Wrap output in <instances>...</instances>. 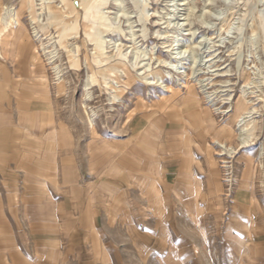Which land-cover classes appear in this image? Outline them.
I'll return each mask as SVG.
<instances>
[{
	"label": "rangeland",
	"instance_id": "obj_1",
	"mask_svg": "<svg viewBox=\"0 0 264 264\" xmlns=\"http://www.w3.org/2000/svg\"><path fill=\"white\" fill-rule=\"evenodd\" d=\"M74 1L0 0V128L9 152L29 146L30 186L37 184L38 157L59 166L56 180L49 179L53 197L88 179L132 183L142 227H161L166 202L151 210L149 198L160 193L167 168L177 167L183 179L175 182L187 181L202 197L188 210L173 201L175 232H158L156 264L259 263L237 235H264V0H99L90 34ZM23 31L30 66L17 74L22 43L15 39ZM104 73L120 88L106 85ZM160 75L164 83H156ZM198 95L218 137L209 118L183 105ZM244 116L245 146L246 126L238 127ZM39 147L43 152L32 151ZM46 205L54 215L53 201ZM1 206L0 264L60 258L22 237L27 220L18 215L19 200ZM9 220L18 232L6 231Z\"/></svg>",
	"mask_w": 264,
	"mask_h": 264
},
{
	"label": "crops",
	"instance_id": "obj_2",
	"mask_svg": "<svg viewBox=\"0 0 264 264\" xmlns=\"http://www.w3.org/2000/svg\"><path fill=\"white\" fill-rule=\"evenodd\" d=\"M17 41L22 43L17 56L18 59L20 57L21 66L14 67V72L20 74L25 67L30 66L29 40L24 31L16 36L15 42ZM13 85L16 89L18 83L13 81ZM184 104L188 108L195 109L193 115L198 118H209L206 120L207 126L209 130L215 131L213 114L203 107L199 96L183 98ZM45 115L48 116L47 120H52V112ZM0 132H2L0 135V208L1 202L19 200L21 210L18 215L27 220V222L23 221L26 226L20 224L19 231L22 237L24 235L26 241L32 240L35 246L31 248H35L39 253L43 252L47 256L52 252L60 254L58 261L57 259L53 261L41 259L39 264L51 262V264H156L158 232H175L173 201L186 202L185 207L188 210V207L195 206L191 201L202 197V193L190 192L192 189L187 181L176 183V180L183 179L179 175V168L176 167L170 171L168 167L166 179L161 183L163 185L158 184L163 186L160 188V193L157 192L155 198L153 197L155 195L149 198L151 210L157 209L156 201L166 202L167 223L159 227L156 221L147 227H142L139 220L141 207L133 201L135 188L132 183L105 181L104 178L102 181L92 183L88 179L85 182H77L74 188L69 189L68 194L53 197L49 179L56 180L59 167L57 163L46 165L43 158H36L39 164L33 169L37 170L34 171L37 174V180H35L37 184L30 186V176L24 172L31 167L29 146L25 145V148L23 146L22 153H19L18 146L15 148L17 150L9 152L8 142L4 138V129L0 128ZM214 133L217 137L220 134L219 131ZM32 151L39 154L43 152V149L39 147ZM102 160L100 163L105 166L107 161ZM45 167H48V171ZM19 168L21 172L17 173ZM171 176L174 177V181L170 180ZM14 183L18 185L15 186ZM49 199L54 203V215L45 212L46 209L51 208L46 205V200ZM31 200L34 202L32 205H30ZM122 201H124L123 204ZM199 209L204 211L205 208L199 206ZM13 213L10 208L6 209L5 215L9 218L14 215ZM9 224L6 230L8 233H14L13 228L18 232L17 225H12L10 220ZM143 233H148L149 237L143 236ZM237 236L239 244L247 246L246 251L243 249L247 257L259 262L257 264H264V235L245 233V235Z\"/></svg>",
	"mask_w": 264,
	"mask_h": 264
},
{
	"label": "bare ground",
	"instance_id": "obj_3",
	"mask_svg": "<svg viewBox=\"0 0 264 264\" xmlns=\"http://www.w3.org/2000/svg\"><path fill=\"white\" fill-rule=\"evenodd\" d=\"M98 2H99V0H75L74 1V3H72V4H74L73 5V7L75 8V10H80V8L81 7H83V10L86 12V17H85V23H88V24H90V27L89 26H85L84 28H85V30H87V29H89L88 31V34H90V30L91 29H93V27H94V29H95V26H92V24H93V22H94V14H92L93 12H95V10H96V4H98ZM51 11H53V9L51 10ZM78 12V11H77ZM73 13V12H72ZM75 13V12H74ZM63 14V13H62ZM55 15H57V14H55ZM58 15H60V13L58 14ZM64 15V14H63ZM18 18V17H17ZM16 18V14H13V19H14V23L17 25V26H19L20 25V23H19V21H18V19ZM92 23V24H91ZM18 30V29H17ZM16 30V31H17ZM21 30V29H20ZM101 62V61H100ZM112 71V70H111ZM116 72H118L119 74H121V75H123V76H125V77H127L128 76V69L127 68H123V69H116ZM201 74V73H200ZM104 82H105V84L106 85H109V84H111V83H116L117 85H119V83L118 82H115V80H112L110 77H109V75H107L106 73H104ZM113 77H116V75L114 74L113 75ZM167 77L166 76H162V75H160L159 77H156V79H158L157 80V82L156 83H158V82H160V81H162V83H164L165 81V79H166ZM145 80H148L149 81V85H154L155 83L153 82V81H150V79L149 78H145ZM200 81V80H199ZM181 84H183V83H181ZM187 84V83H186ZM185 84V85H186ZM162 85V84H161ZM119 88H120V85L118 86ZM202 88H206L207 87V85H202L201 86ZM164 88H166L167 90H168V87H167V85H164ZM186 88V87H185ZM170 91V90H169ZM197 91V90H196ZM198 94V93H197ZM199 96V95H198ZM114 98V97H113ZM206 99L208 98V99H211L209 96H207V97H205ZM203 99V98H202ZM212 100V99H211ZM210 100V101H211ZM241 101V100H240ZM246 102V101H245ZM248 102V101H247ZM232 106V105H231ZM233 109V108H232ZM238 109L239 110H242V111H244L245 110V104L244 103H241L240 102V104H239V106H238ZM249 110H251V109H249ZM203 112V111H202ZM252 113V112H251ZM247 116H249V115H247ZM247 116H244V117H241L239 120H238V123H239V126L238 127H241V126H246L245 128H246V130H242L241 131V138H243V144H244V146L249 142V139H250V137H244V136H246L245 135V133L246 132H249L248 131V126L246 125V122H244L245 121V118H247ZM253 116V115H252ZM244 122V124H242ZM230 131V133H232V132H234L232 129H230L229 130ZM232 131V132H231ZM240 139V138H239ZM242 141V140H241ZM240 141V142H241ZM221 145H223V146H225L224 144H221ZM225 150V149H224ZM227 150V149H226Z\"/></svg>",
	"mask_w": 264,
	"mask_h": 264
}]
</instances>
